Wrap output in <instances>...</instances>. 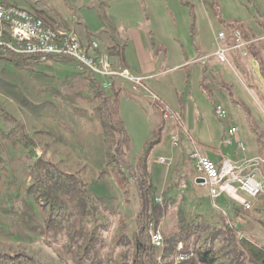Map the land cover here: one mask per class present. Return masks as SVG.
I'll use <instances>...</instances> for the list:
<instances>
[{
  "label": "rangeland",
  "instance_id": "374dc122",
  "mask_svg": "<svg viewBox=\"0 0 264 264\" xmlns=\"http://www.w3.org/2000/svg\"><path fill=\"white\" fill-rule=\"evenodd\" d=\"M0 2L25 7L49 26L71 28L80 41H97L101 51L115 50L113 59L131 70L138 66L137 54L126 38L137 34L153 65L144 81L148 89L117 78H110L112 85L105 88L104 78L78 68L69 57L42 61L32 56L19 66L0 60V252H22L37 264H76L61 238L51 241L42 233L49 207L43 211L33 190L28 192L35 182L30 170L37 157L64 172L78 173L90 184L93 197L100 196L93 225L104 223L108 232L99 264L131 263L133 249L128 242L137 230L141 164L155 186V202L166 207L159 223L163 235L177 229L181 216L196 222L225 217L239 238L264 246L263 240L248 238L241 229V209L239 220L232 212L213 207L208 188L193 182L196 161L190 157L199 151L215 161L224 155L234 161L241 158L237 147L223 144L230 126L240 129L243 153L251 148L264 155V0ZM236 30L241 31L247 56L233 49ZM220 48H228L227 62L216 57ZM203 56L209 58L205 64L197 61ZM93 77L109 96L106 105L91 86ZM111 96H116L114 105ZM164 102L172 108L169 118ZM218 105L228 112L224 120L215 113ZM107 116L105 136L100 118ZM5 134L10 136L6 140ZM177 134L180 141L174 146L171 138ZM158 157L171 159V165L157 163ZM180 157L185 160L181 170ZM130 164L136 168L133 175ZM121 170L128 177L125 188L117 178ZM254 171H264V163ZM228 198L224 194L216 202L225 206ZM258 198L264 208V195ZM259 215L264 222V214ZM154 250L144 264L174 261L175 254L165 258L162 249Z\"/></svg>",
  "mask_w": 264,
  "mask_h": 264
},
{
  "label": "trees",
  "instance_id": "16d2710c",
  "mask_svg": "<svg viewBox=\"0 0 264 264\" xmlns=\"http://www.w3.org/2000/svg\"><path fill=\"white\" fill-rule=\"evenodd\" d=\"M29 57L32 55L9 54L0 60L19 66ZM91 86L96 89V95H99L103 104L106 105L109 96L101 89L94 77ZM110 98L113 99L111 104L114 105L116 96ZM100 121L104 135L108 136L110 123L108 116L100 118ZM16 125L19 133L23 134V125L19 122ZM120 131L122 132L121 128ZM121 135L124 134L121 133ZM8 137L10 136L5 134L3 139L6 140ZM37 158L36 164L30 170L35 182L30 185L28 192L31 193L33 190L32 193L43 211L49 207L42 233L49 236L51 241L58 237L61 238L67 252L75 257L76 264H99L98 257L101 256V251L106 244L104 234L108 232V227L104 223L93 225L98 215L100 196L96 199L93 197L90 184L78 173L64 172L55 164ZM122 161L127 164L124 158ZM128 168L130 174L133 175L136 172V168L131 164ZM137 168H140L137 184L140 211L136 216L137 230L131 242H128L132 243L133 249L130 264H144L147 258L154 256L156 248L150 243L149 221L159 224L166 214L165 205L155 202L156 190L152 180L148 177L146 165L141 164ZM121 172L117 178L121 186L125 188L128 177L125 174L126 171L121 170ZM178 225L175 231L164 235L165 246L161 249L162 256L165 258L176 254L178 242L184 241L188 248L185 250H191L193 256L180 264H248L249 262L264 264V246L247 238H239V232L229 226L225 217L214 222L205 220L196 222L195 219L187 221L186 217L181 216ZM150 263L154 264L151 261ZM0 264L37 263L34 257L22 252H0Z\"/></svg>",
  "mask_w": 264,
  "mask_h": 264
},
{
  "label": "built area",
  "instance_id": "2783aa9c",
  "mask_svg": "<svg viewBox=\"0 0 264 264\" xmlns=\"http://www.w3.org/2000/svg\"><path fill=\"white\" fill-rule=\"evenodd\" d=\"M219 37L225 39L224 33ZM235 44L233 49L241 50L244 56V46L241 31L234 33ZM228 48H220L216 57L221 62H227ZM32 55L42 61L51 58H72L78 68L90 74L104 78L103 86L108 88L112 85L110 78L128 80L136 86L145 87V77L133 73L129 68L116 65L107 52H101L97 41L82 42L72 29L52 27L47 25L42 18L25 7L0 2V58L6 55ZM207 56L200 57L197 61L205 64ZM155 99L157 98L154 96ZM215 113L220 119H226L228 112L218 105ZM165 117H171L167 110ZM239 127L230 126L223 138V144L228 147L243 149L245 143L239 137ZM172 143L177 146L180 141L179 135L172 136ZM196 161V176L194 181L197 185L206 186L213 207L222 210L217 200L224 194L238 202L244 210L252 209V202L240 192H244L251 198L258 197L264 192V183L257 179L255 169L264 163V155H259L241 162H235L230 158L223 157L220 161H214L199 151H194L191 156ZM157 163L171 165L172 160L158 157ZM252 169L249 173L246 170ZM161 202L160 198H156ZM149 238L153 247L159 249L164 237L159 224L149 221ZM182 241L178 242L181 243ZM193 256H181L179 263L189 260Z\"/></svg>",
  "mask_w": 264,
  "mask_h": 264
},
{
  "label": "crops",
  "instance_id": "0c3cea01",
  "mask_svg": "<svg viewBox=\"0 0 264 264\" xmlns=\"http://www.w3.org/2000/svg\"><path fill=\"white\" fill-rule=\"evenodd\" d=\"M68 29H71V28H68ZM126 39H128L129 42H132L133 47L135 48L136 54H137V61H138V64L137 65L138 66H137V68H134V69L132 68V70L134 71L133 73H135L137 75H140V76H143V77H145L147 79L148 77H150L149 74L153 70V65L150 63L149 54L146 51H144V47H143V44H142L141 37L138 36L137 34H133L132 36H130V38H126ZM82 42H90V41L89 40H86V41H82ZM114 51L115 50H111V52L109 51L107 53L110 55L111 60L116 65H118L117 64L118 62H116V60H114L113 57H112V54L114 53ZM101 52H105V51H101ZM118 52H120V50ZM118 66H122V65H118ZM125 67H128V66H125ZM129 69L131 70V68H129ZM120 84L122 85L123 83L122 82H117V85H120ZM145 88L148 89V86L145 85ZM151 93L153 94V92H151ZM163 104H164V107H166L167 110L171 113L172 108L169 106V104L167 102H164ZM181 125H183V123ZM238 137L241 140H243V137H242V134L240 132V129H239V135H238ZM251 140H252V142H255V139L254 138H251ZM198 144H199V142L195 140V146H198ZM238 150H240V151H238ZM238 150H237L238 153H241L242 154V157L239 158V159H236L235 162H241V161L250 159L252 157L262 155V154H259V152H256V150H255V153H254L251 148L250 149H247L246 151H244V153L241 151V149H238ZM204 156L212 159V157L209 154L208 155L206 154ZM223 157L231 158L230 156L227 157L225 155ZM184 164H185L184 158L183 157H180L178 159V167H179V170H181V167H183ZM246 172L249 173L250 171H246ZM255 174L257 175V179H259L260 181H262L264 183V171H255ZM195 176H196V171H195V173L192 176V179H193L194 184H196L195 181H194ZM262 195H264V194L261 193L258 197L261 198ZM258 197L252 199L251 202H252V205H253L252 206L253 209H251L249 211L244 210L242 208V206H240L235 201H231L230 198H228L225 206H220V207L224 210V213H226L225 210L228 211V214L232 212L230 215H232V216L234 215L235 216V219H239L240 220L239 217L240 216L242 217V220H240V222H239V220H237V221L239 222L238 224H240L241 229H245L244 230L245 231L244 233H245V235L248 238L250 237V238L254 239L255 241H257V240L258 241H260V240L261 241L262 240L264 241V229H261L260 228V224H262L263 221L262 220H259V218H260V215L259 214L260 213L264 214V208L260 205V203H259L260 201H259V198ZM240 209L242 211L241 213L238 212ZM238 213H240V216H239Z\"/></svg>",
  "mask_w": 264,
  "mask_h": 264
},
{
  "label": "bare ground",
  "instance_id": "6f19581e",
  "mask_svg": "<svg viewBox=\"0 0 264 264\" xmlns=\"http://www.w3.org/2000/svg\"><path fill=\"white\" fill-rule=\"evenodd\" d=\"M164 245H165V241H164V237H162V245H160L159 249L163 248ZM191 253H193L191 250H185L184 249V245L182 242L179 243V247H178L177 253L174 256V261L172 262V264H178L179 258L181 256L191 255Z\"/></svg>",
  "mask_w": 264,
  "mask_h": 264
}]
</instances>
